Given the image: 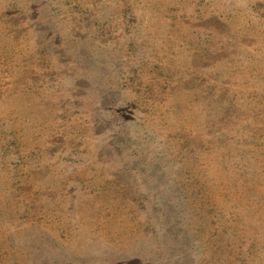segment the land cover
<instances>
[{
  "label": "rangeland",
  "instance_id": "1",
  "mask_svg": "<svg viewBox=\"0 0 264 264\" xmlns=\"http://www.w3.org/2000/svg\"><path fill=\"white\" fill-rule=\"evenodd\" d=\"M0 264H264V0H0Z\"/></svg>",
  "mask_w": 264,
  "mask_h": 264
}]
</instances>
